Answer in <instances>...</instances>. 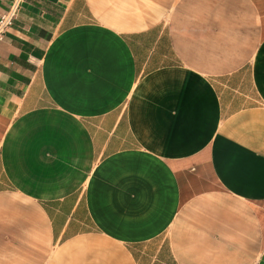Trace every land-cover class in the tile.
I'll return each mask as SVG.
<instances>
[{
  "label": "crops",
  "instance_id": "0c3cea01",
  "mask_svg": "<svg viewBox=\"0 0 264 264\" xmlns=\"http://www.w3.org/2000/svg\"><path fill=\"white\" fill-rule=\"evenodd\" d=\"M0 264H264V0H23Z\"/></svg>",
  "mask_w": 264,
  "mask_h": 264
},
{
  "label": "built area",
  "instance_id": "2783aa9c",
  "mask_svg": "<svg viewBox=\"0 0 264 264\" xmlns=\"http://www.w3.org/2000/svg\"><path fill=\"white\" fill-rule=\"evenodd\" d=\"M23 0H12L9 8L5 12H0V40L5 31L16 18Z\"/></svg>",
  "mask_w": 264,
  "mask_h": 264
}]
</instances>
